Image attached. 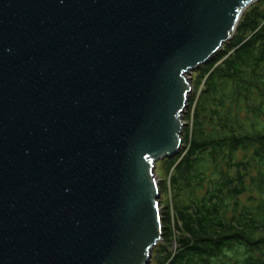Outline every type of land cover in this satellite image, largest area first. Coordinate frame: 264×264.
Here are the masks:
<instances>
[{
  "label": "water",
  "instance_id": "95a60500",
  "mask_svg": "<svg viewBox=\"0 0 264 264\" xmlns=\"http://www.w3.org/2000/svg\"><path fill=\"white\" fill-rule=\"evenodd\" d=\"M258 0H0V264H150L188 73Z\"/></svg>",
  "mask_w": 264,
  "mask_h": 264
},
{
  "label": "trees",
  "instance_id": "16d2710c",
  "mask_svg": "<svg viewBox=\"0 0 264 264\" xmlns=\"http://www.w3.org/2000/svg\"><path fill=\"white\" fill-rule=\"evenodd\" d=\"M195 71L202 89L183 116L191 112V129L159 161L172 206L161 208L150 264H264V0Z\"/></svg>",
  "mask_w": 264,
  "mask_h": 264
},
{
  "label": "rangeland",
  "instance_id": "374dc122",
  "mask_svg": "<svg viewBox=\"0 0 264 264\" xmlns=\"http://www.w3.org/2000/svg\"><path fill=\"white\" fill-rule=\"evenodd\" d=\"M195 70L196 69H194L188 73V75L192 78V85L194 84V79L196 76ZM201 89H202V84H200L198 86V89L196 92L192 88V92L190 93L189 97H191V96L197 97ZM186 110H188V109H186ZM184 115H187L186 111L184 112ZM190 115H191V112L189 114V117L188 116L183 117L184 127H188L189 129H191V124H192ZM179 152H180V150H179ZM177 154H175V155H177ZM238 157H241V153H238ZM161 161H163V160H161ZM157 163H158V165L155 167V172H156V175L158 177L159 183H161V185L165 184V187H167V188H164V191L162 190L160 192V198H159L160 199V207L161 208H163V207L170 208L172 206V191H171V189H169L168 181H169V175L171 174V171L166 174L165 170L162 168V164H160L159 162H157ZM241 201L246 202V196H243L241 198Z\"/></svg>",
  "mask_w": 264,
  "mask_h": 264
}]
</instances>
